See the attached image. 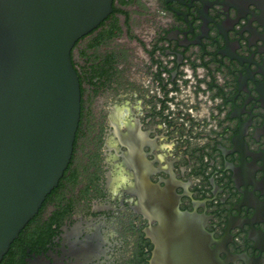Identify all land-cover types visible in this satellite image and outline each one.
<instances>
[{
	"label": "flooded vegetation",
	"instance_id": "obj_1",
	"mask_svg": "<svg viewBox=\"0 0 264 264\" xmlns=\"http://www.w3.org/2000/svg\"><path fill=\"white\" fill-rule=\"evenodd\" d=\"M261 13L254 0H113L72 47L70 162L0 264H152L157 188L197 216L188 248L204 264H264ZM121 168L134 183L113 196ZM163 234L168 257L186 249Z\"/></svg>",
	"mask_w": 264,
	"mask_h": 264
},
{
	"label": "water",
	"instance_id": "obj_2",
	"mask_svg": "<svg viewBox=\"0 0 264 264\" xmlns=\"http://www.w3.org/2000/svg\"><path fill=\"white\" fill-rule=\"evenodd\" d=\"M254 2L264 20V0ZM112 4L0 0V261L70 162L81 98L72 47L108 16ZM157 189L151 212L161 223L160 247L152 264H204L188 248L197 216L171 202V189ZM164 232L186 245L180 255H165Z\"/></svg>",
	"mask_w": 264,
	"mask_h": 264
},
{
	"label": "clouds",
	"instance_id": "obj_3",
	"mask_svg": "<svg viewBox=\"0 0 264 264\" xmlns=\"http://www.w3.org/2000/svg\"><path fill=\"white\" fill-rule=\"evenodd\" d=\"M128 117H129V113H128ZM127 120L124 121V123L122 124V127L126 124ZM134 183V178L131 175V173L124 168H121L119 170L118 173V178L117 180L114 182L113 187H112V195L116 196L119 194V191L127 186H130ZM135 202V201H133Z\"/></svg>",
	"mask_w": 264,
	"mask_h": 264
}]
</instances>
